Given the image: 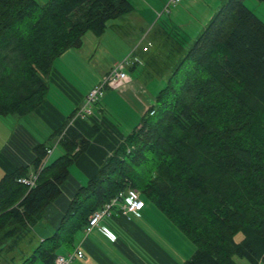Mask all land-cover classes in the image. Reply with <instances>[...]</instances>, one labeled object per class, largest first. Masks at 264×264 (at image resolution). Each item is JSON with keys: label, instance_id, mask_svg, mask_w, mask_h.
<instances>
[{"label": "trees", "instance_id": "1", "mask_svg": "<svg viewBox=\"0 0 264 264\" xmlns=\"http://www.w3.org/2000/svg\"><path fill=\"white\" fill-rule=\"evenodd\" d=\"M133 12L131 0H0V117L38 110L55 61ZM174 27H162L156 53L129 67L166 80L156 103L35 248L33 240L22 245L30 227L62 195L90 140L70 121L53 135L62 156L47 163L52 147L39 143L32 166L0 180V264H55L74 250L89 217L130 189L196 246L186 264H264V22L244 0H225L195 39ZM31 170L32 189L18 182Z\"/></svg>", "mask_w": 264, "mask_h": 264}, {"label": "crops", "instance_id": "2", "mask_svg": "<svg viewBox=\"0 0 264 264\" xmlns=\"http://www.w3.org/2000/svg\"><path fill=\"white\" fill-rule=\"evenodd\" d=\"M143 1L146 6H144L143 11L138 13V17L135 18L136 22L145 23L148 20L153 22L156 15L154 11L158 13L161 11V7H165L169 11L171 6L177 5L172 4L171 0H161V3L158 2L159 4L156 3V0L150 3ZM218 7V1L205 0L204 7L199 5V8L202 9V15H198L191 6L187 10L176 8L174 18H176L177 27L183 35L195 39L214 17ZM135 9L134 5V11ZM209 9L210 11H207ZM172 12L174 13L173 10ZM85 42L86 40L83 38V44L80 48L68 50L60 58L59 65L54 64L49 75L51 89L48 99L38 110L24 118L29 116L41 118L50 130H54V133L71 121V124L91 142L88 151L81 154L75 164L88 177L89 181L104 162L124 143L125 137L139 125L140 120L150 107L156 103V95L164 87L161 88L164 79L157 78L149 85L146 82L147 77L139 74L134 77L128 73L130 81L127 84L116 89H107L100 103L102 106L99 107V104L95 108L91 118H82L78 113L85 106L89 92L102 81L104 75L123 62L121 59L112 60L108 63L107 68L97 71L95 80L89 83L92 87L84 93L69 81L65 73L76 69L80 73L84 69L88 75L92 60L97 55L98 45L93 43L87 49L88 52L85 53L83 50ZM142 46L146 47L147 45ZM136 53L137 51L131 54V59H141ZM101 58H105V52ZM129 67H127V72L131 69ZM153 84L154 86H152ZM52 93H55L56 97L62 98L63 107H61L58 99L52 97ZM72 103L76 104L77 107L67 115V109H70L69 105ZM73 113V119L69 120ZM4 118L0 117V124L6 125L8 122ZM131 118L135 119V124L130 132H127L126 124H129ZM13 123L11 127L14 129L9 133L10 137L0 138V180L18 168L32 166L35 160L34 148L41 143L22 126L20 119H13ZM58 143L59 139L56 138V146ZM52 149L54 150L53 147ZM32 172L33 170H31ZM86 185L81 184L72 176L70 171V178L65 184L62 195L46 209L43 221L30 227L31 235H28L25 240L26 244L23 242L22 245L27 247L29 246L27 242L33 240V248H35L46 238L52 236L59 227L76 191ZM51 206H53L52 209H50ZM163 216L149 202H147L140 217L134 215L120 216L114 213L112 217H107L100 223V227L105 229L108 235H104L98 229L86 234L88 219L85 228L75 241L74 250L71 252L64 250L59 255H68L76 249H81L84 257L76 259L73 264H180L161 240V234L165 237V227L168 228V231L170 228V225L167 224L168 221ZM195 252L196 249L193 254ZM30 254L31 251L28 252V255Z\"/></svg>", "mask_w": 264, "mask_h": 264}, {"label": "rangeland", "instance_id": "3", "mask_svg": "<svg viewBox=\"0 0 264 264\" xmlns=\"http://www.w3.org/2000/svg\"><path fill=\"white\" fill-rule=\"evenodd\" d=\"M37 1L40 3V5H45L48 0H37ZM131 1L136 7L135 11L132 14L108 22V27L106 29V32L100 37L95 36L91 32H88L84 37L86 40L83 49L85 53L88 52L87 49L93 43L98 45L97 55L92 60L91 63L92 66L91 68H89L88 75L84 69L80 73L78 69L76 70L72 69L73 70L72 72L70 70L65 73V76L69 79V81L75 84L77 88L82 90L84 93L88 90V88L92 87V85H90L89 83L90 81L95 80L94 77L97 75V71H99L100 69L107 68L108 63L110 61L120 60V59L124 60L126 57H128L129 55H131L133 52L136 51H137L136 54L141 58L142 61L154 55L156 53V50L159 48L161 42L160 35L157 34L159 31H162L161 28L162 27L170 28L171 30L175 28L174 26L176 27L178 26L176 24L177 21H175L176 18H174L175 9L182 8L187 10V8L191 6V8H193V10L198 15H202V9L199 8V5H202L204 7L205 0H181V2L178 3L177 5L171 6V9L169 11L166 10L165 7H161V11H159L158 13H156V11H154L153 9V11L156 14L155 20L153 22L148 20L145 23L135 21V18L138 17V13L143 11L144 6H146L144 4V1L143 0H131ZM145 1H148L149 3L151 1L154 2V0H145ZM214 1L219 2L218 8H220L225 0H214ZM158 2L161 3V0H156V3ZM244 4L264 22V2L258 0H244ZM172 10L174 11V13L172 12ZM207 11H210V9ZM215 14L216 13H214V16ZM168 25H171L172 28L170 26L168 27ZM149 43L151 44V47L148 49L149 52L148 51L146 52L143 50L145 47H143L142 45L146 44L148 47ZM142 50L145 53H150V54H143ZM165 50L161 48V53H159L161 55L160 56L161 59L159 60H163V59L165 60V56H166ZM104 52H105V58H101ZM61 57H59L55 61V63H57L58 65L60 63ZM141 70L142 67L140 66L139 68H136L133 71L128 70V73L136 77L138 74L139 75L142 74ZM154 81L155 78L152 79L148 77V80L146 82L147 84L151 85L152 84L151 82ZM165 84H166V80L164 79V83L163 84L161 83V88L165 86ZM152 86H154V84ZM52 95L54 99L56 98L59 100V102L61 103V107H63L64 103L62 101V98L56 97L57 95L55 93H52ZM101 101L95 105L94 110L96 107H98ZM101 106L102 105L100 104L99 107ZM76 107H77L76 104L73 103L70 104L69 105L70 109H67L66 114L69 115L72 112V110H74ZM4 119H6L8 123L6 125L2 123L0 124V138L8 137V136L10 137L9 133L12 132L14 129L11 127V124L12 125L14 124L13 119H20L22 126L25 129H27L29 132H31L39 142L45 143L47 146L54 148L52 155H50L47 158V163L49 164L52 163L53 161H55L57 158H59L64 154V149L62 148V146L61 145L56 146V137L53 136L54 130H50L48 126H46V124L42 121L41 118H35L34 116H29L28 118L7 116ZM134 120H135L134 118H131L129 124H126L128 130L127 132H130L132 126L135 124ZM70 171L72 176H74L78 181H80L81 184L83 185L87 184L88 177L78 168L77 165L72 166ZM64 188L65 186L63 187V190ZM64 195H67V193H64ZM52 208L53 206L50 207V209ZM163 217L164 219H166V221H168L167 224L170 225V228L168 231V228L166 229L165 227L164 230L165 237L161 234V240L164 242L165 247L169 248L175 260L180 264H184L185 261L188 260V258L193 254V252L197 248L189 240L187 236H185L182 232L178 230V228L171 221H169L165 216ZM235 239L238 242H240L243 239V235L238 234L235 237ZM234 259L237 264H250L247 260L239 257H235ZM35 264H43V262L38 261Z\"/></svg>", "mask_w": 264, "mask_h": 264}, {"label": "built area", "instance_id": "4", "mask_svg": "<svg viewBox=\"0 0 264 264\" xmlns=\"http://www.w3.org/2000/svg\"><path fill=\"white\" fill-rule=\"evenodd\" d=\"M180 2L181 0H171L172 4H178ZM150 47L151 44L149 43L148 47L146 46L143 50L147 52ZM135 61H137V59H131V55H129L122 63L104 75L102 81L87 95L86 104L79 111L78 115L86 119L91 118L94 114L95 105L103 99L107 89H116L127 84L130 81L127 67L131 66ZM52 153L53 149L51 148L48 150V156L52 155ZM37 179V173H32L29 177L20 178L18 182L32 189L35 187ZM145 207V200L140 192L134 189L121 191L90 216L85 233L90 234L94 229H98L104 235H108L107 231L100 227V223L103 219L112 217L114 213L120 216L134 215L140 217ZM83 257V251L81 249H76L73 253L68 255L57 256L55 264H73L76 259H81Z\"/></svg>", "mask_w": 264, "mask_h": 264}]
</instances>
